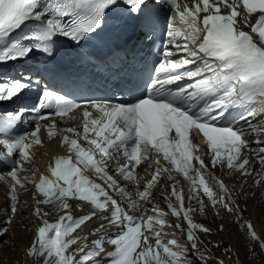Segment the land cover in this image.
<instances>
[{"label": "snow or ice", "instance_id": "6c2138e0", "mask_svg": "<svg viewBox=\"0 0 264 264\" xmlns=\"http://www.w3.org/2000/svg\"><path fill=\"white\" fill-rule=\"evenodd\" d=\"M165 5L173 14L167 17L162 58L154 65V77L132 100L77 103L45 89L31 109L37 114L35 128L25 135L14 132L26 109L0 114V145L4 148L0 158L13 159L6 173L12 180L8 198L13 214L19 199L16 188L26 187L18 173L27 171L24 165L32 161L28 150L33 144L43 146L40 121L50 120L43 125L49 139L59 136L60 146L66 149V154L50 159L45 173L36 179L25 178L34 185L33 215L40 220L25 255L37 258L38 264H89L102 253L110 264H186L189 249L175 239L165 243L161 235L167 213L156 206L152 214L139 211L141 202L151 199L154 184L165 175L170 181H175L173 173L183 177L189 185L188 199H196L202 192L213 206L235 211L227 186L208 172L209 165L199 154L201 145L194 140L202 137L212 167L219 164L241 176L251 175L249 159L243 155L248 141L229 109L259 104L264 113V0H192L190 5L178 0H0V64L27 59L34 52L54 55L61 37L78 48L102 28L110 13L142 19L153 7ZM28 23L35 27L11 39ZM184 80L188 83H178ZM33 83L39 82L30 76L0 80V103L17 98ZM134 92L135 88L130 94ZM43 109L52 111L41 115ZM76 109L81 110L82 131L74 126L58 129L54 117L74 119L70 113ZM254 115L246 109L239 119ZM117 155L124 162L117 169L118 176H113L108 162ZM258 158L264 164V149ZM149 160L155 167L142 182L135 170ZM89 170L99 182L86 174ZM120 176L138 185L134 194L118 183ZM141 183L143 190H139ZM178 183H173L170 193L177 203H169L168 208L171 215L182 216L187 223V241L195 250V230L208 233L210 229L193 222L190 213L194 209L184 207V192L177 188ZM109 189L125 196L128 207L138 214L122 208ZM72 201L79 202L76 206L81 211L87 205L88 212L74 218ZM200 204L203 211V201ZM45 205L59 213L54 222L42 209ZM93 219L106 221L116 231L95 239L86 252L82 242L87 237L76 233ZM11 222L9 217L6 223ZM246 227L252 239L258 240L252 224L248 222ZM104 229L105 224L100 223L93 234ZM7 231L0 226V238ZM105 242L112 250L105 252ZM260 247L264 248V242ZM97 264H104V259Z\"/></svg>", "mask_w": 264, "mask_h": 264}, {"label": "bare ground", "instance_id": "6f19581e", "mask_svg": "<svg viewBox=\"0 0 264 264\" xmlns=\"http://www.w3.org/2000/svg\"><path fill=\"white\" fill-rule=\"evenodd\" d=\"M70 117H75V115L72 113ZM54 119L57 122V126L61 124L72 125L73 123V119L69 117H66L63 121H61L58 117ZM46 123H50V120L46 121ZM46 135L47 131L44 135L43 146L36 148L35 153L33 152V155L35 156L33 158V161L24 165L27 171H20L18 173V178L21 180V182L26 184V187L20 188L19 186H17L16 188V195L19 199L16 202L17 212L15 214H13L10 210V200L8 198V191L11 185L10 182H12L11 177H8L6 174H0V177H3L2 179H0V226L8 229L5 242L8 244V246L6 248L7 250L3 247L4 249L2 248L0 251V264H38L37 258L28 257L25 255V249L27 248V246L24 245V242L28 240L27 244H29V241H32L34 230L40 223V220L35 215H33V209L36 206L35 200L32 198L33 194L35 193V188L33 184H28L25 178L27 177L36 179L39 174L45 173L50 161L51 150L61 148L58 144V138L49 139V137ZM28 151L31 153L32 148H30ZM243 155L246 156V152H243ZM248 159L249 166H252L251 175H248L250 177L247 176L244 178L241 177L239 173L231 172L228 177V181L230 184V195L232 198V192L234 191L233 197L235 198L236 205L238 204L239 208L247 205L245 209L243 208L245 211L243 214V219L252 224L254 231L259 237L258 240H253L254 244H256V248L259 249L261 254L264 255V248L260 247V243L264 242V211L262 209L264 208V184L262 182L257 184V180L252 182L253 178L259 175V172L264 175V172L261 170L264 167L254 162L250 157H248ZM150 168H152L151 161L142 163V172L140 178L145 177ZM159 180L154 184V186L159 185ZM167 184L164 183L165 186ZM238 189H240V191ZM251 193L253 194L251 195ZM200 201H203V211H201ZM74 202L75 201H72L74 205L72 210L74 218L84 215L88 212L89 209L87 205H84L83 211L79 212V207L76 206ZM191 204H193V206H191L190 208L194 209V211L190 213L193 222L201 224L208 228L210 227L208 223H216V218L218 219L223 218L224 216L226 217L228 213H230L220 204L213 206L202 192L198 198L191 199L189 206ZM41 207L44 211L49 212L48 218L50 219V221L54 222L55 219L58 218L59 213H57V211L51 205H45ZM164 212L167 213V215L164 217L167 221V224L165 225L161 233L164 242L166 243L168 239H175L181 246L187 247L189 251L185 256L186 264H188V262L191 260L192 255H195L196 257H198V259H200L201 254H203V260H205L207 256L200 250L198 241H196L197 249H191L190 242L187 241V231L185 230L186 227H184V224L182 223L180 217L171 215L169 208ZM212 213L215 214V217ZM9 217H11L12 222L6 223ZM206 217L208 218L207 220H205ZM239 219L241 220L242 224V219L240 217ZM100 223L105 224V229L100 233L93 234L94 230L99 227ZM176 225H180V227H176ZM179 229H182V231H179ZM115 231L116 230L109 229L106 221H98L95 219L82 226L81 229L77 231L76 235L87 237V239L82 242V246L87 252L92 249V242L95 239L104 236L106 233H112ZM248 236L250 235L248 234ZM152 243H154V240L152 241ZM10 244L15 246V258L12 260L8 259L9 257H7V254L9 252H6L9 251L10 248H12L11 246H9ZM104 249L105 252L110 251L112 250V246L105 242ZM227 258L224 256L220 258L221 260H219V262L223 261V264H230V261ZM101 259H104V264H110L109 260L104 257L103 253L101 254V256L95 257L92 261L89 262V264H97V262ZM77 260L79 261L78 254Z\"/></svg>", "mask_w": 264, "mask_h": 264}, {"label": "rangeland", "instance_id": "374dc122", "mask_svg": "<svg viewBox=\"0 0 264 264\" xmlns=\"http://www.w3.org/2000/svg\"><path fill=\"white\" fill-rule=\"evenodd\" d=\"M29 154L31 153L29 152ZM259 177L260 176H257L256 179H259ZM256 179L254 178L252 182H254ZM260 180L262 179L260 178ZM10 184H12V182H10ZM252 194L253 193H251V195ZM246 206L247 205H244V207L240 208L242 215L245 212L244 209ZM262 209L264 211V208ZM213 216L215 217V214H213ZM238 216L239 215L235 211L230 212L226 217L224 216L223 218H216V223H208V225L210 226V231L208 233H204L200 230L196 231L198 235L212 249L214 256H219V259L224 256L226 258L228 257L227 259L230 261V264H264V255L261 254L258 248H256V244H254L251 236H248L246 227L243 223V225L241 224V220ZM207 219L208 218L206 217L205 220ZM225 225L227 228L225 227ZM6 238V234L3 235L2 238H0V251L3 247L6 249L8 246V244L5 243ZM27 243L28 240L24 242V245L28 247L30 245V241L29 244ZM9 246H11L12 248H10L9 251H6L7 253H10L7 254V257H9L8 259L12 260L15 258V246H13L12 244H10ZM198 246L200 250L207 256L206 259L200 260L195 255H192V258L188 262V264H217L212 258H210V254L206 250H204L199 242Z\"/></svg>", "mask_w": 264, "mask_h": 264}]
</instances>
